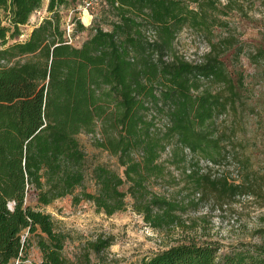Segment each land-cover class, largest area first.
I'll list each match as a JSON object with an SVG mask.
<instances>
[{"label":"trees","instance_id":"obj_1","mask_svg":"<svg viewBox=\"0 0 264 264\" xmlns=\"http://www.w3.org/2000/svg\"><path fill=\"white\" fill-rule=\"evenodd\" d=\"M44 1L0 0V264L25 261L32 246L41 256L32 264H74L64 255L69 235L41 210L68 196L107 217L124 211L129 196L147 224L168 227L177 203L150 186L171 167L220 197L249 194L254 173L238 153L234 130L215 125L235 109L237 96L213 30L241 0H105L108 28L75 20L74 40L87 33L80 46L68 43L61 15L75 0H47L48 16L23 31ZM184 29L211 43L202 62L173 55ZM251 58L264 60V52ZM83 134L117 159L123 176L105 164L87 165ZM201 162L233 165L246 177L232 186L199 170L185 174ZM111 245L99 239L88 250L101 254ZM220 251L213 243H185L137 264H264V244ZM75 264L114 263H92L86 252Z\"/></svg>","mask_w":264,"mask_h":264},{"label":"rangeland","instance_id":"obj_2","mask_svg":"<svg viewBox=\"0 0 264 264\" xmlns=\"http://www.w3.org/2000/svg\"><path fill=\"white\" fill-rule=\"evenodd\" d=\"M82 1L75 0L68 9L61 11L63 23L71 17L78 22L81 19L87 27L93 24L108 28L105 9L98 6L92 13L81 14L78 6ZM240 2L237 9L225 10L227 15L221 17L225 25L213 30L212 44L224 46L220 61L234 82L237 96L235 109L221 116L215 125L219 130H234L238 153L249 171L254 173L253 189L249 194L233 198L220 197L214 189L197 187L184 176V170L171 167L166 179L152 182L150 186L154 194L177 203L172 215L174 223L163 228L147 224L134 211V200L129 196L125 199V210L111 217L97 213L86 201L74 205L71 196L57 200L41 210L69 235L64 255L74 264L86 252L92 263L103 260L114 264H137L143 257L185 243L217 244L221 254L241 244H264V60L254 62L251 58L259 51L264 52V0ZM225 3L222 1L221 6ZM46 6L47 0L22 28L25 33L48 16ZM86 38V32L79 34L72 45L80 46ZM210 44L205 37L184 29L177 35L173 55L187 62L200 63L210 52ZM99 133L100 126L97 128ZM78 139L88 166L105 164L123 176L124 169L117 159L95 147L93 135L83 134ZM237 169L228 164L213 166L201 162L197 168H187L185 174L199 170L200 175H207L212 181L224 179L233 186L241 184L246 177V170ZM85 186L89 192H94L92 182L88 180ZM127 187L123 186L122 191L125 192ZM79 192L77 190L76 194ZM27 200L29 205L35 206L33 195L30 194ZM99 239L111 240V247L101 254L88 250ZM38 254L32 246L26 258L34 263Z\"/></svg>","mask_w":264,"mask_h":264},{"label":"built area","instance_id":"obj_3","mask_svg":"<svg viewBox=\"0 0 264 264\" xmlns=\"http://www.w3.org/2000/svg\"><path fill=\"white\" fill-rule=\"evenodd\" d=\"M105 0H83L81 2V6H78V10L81 14L83 13H92L93 10L98 6H104ZM80 19V18H79ZM83 25H85L81 19L79 20ZM76 22L74 20H71V17L68 18L66 22L63 24V30L65 38L68 40L69 44H73L74 42V28H75ZM152 38V37H151ZM12 207V204H10V208ZM14 264H32V262L27 258L25 261L16 260Z\"/></svg>","mask_w":264,"mask_h":264},{"label":"crops","instance_id":"obj_4","mask_svg":"<svg viewBox=\"0 0 264 264\" xmlns=\"http://www.w3.org/2000/svg\"><path fill=\"white\" fill-rule=\"evenodd\" d=\"M40 258H41V256H40V254H38V257H37V259L35 260V262H39L40 261ZM34 262V263H35Z\"/></svg>","mask_w":264,"mask_h":264}]
</instances>
